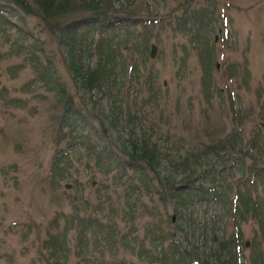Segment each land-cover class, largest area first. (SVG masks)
Here are the masks:
<instances>
[{"label": "rangeland", "instance_id": "rangeland-1", "mask_svg": "<svg viewBox=\"0 0 264 264\" xmlns=\"http://www.w3.org/2000/svg\"><path fill=\"white\" fill-rule=\"evenodd\" d=\"M102 1L103 15L76 12L61 23L74 29L77 47L106 41L116 54L118 85L129 86L136 106L147 102L138 119L160 147V159L147 173L150 187H144L143 173L128 169L122 175L117 160L95 165L87 156L92 145L124 144L137 120L128 122L98 89L71 75L66 35L0 5L8 25L0 20V264H145L138 249L151 250L154 235L179 252L201 248L206 259L198 264H221L228 255L217 241L237 231L241 264H264V0ZM46 56L51 77L81 116L75 124L67 118L60 129L57 85L35 81L34 59L43 63ZM82 60L96 62L94 53ZM125 91L110 99L131 102ZM228 134L235 136V150L215 170L223 168L218 174L231 187L221 189L231 199L232 186L244 180L240 190L262 203L263 214L256 211L262 223L251 211L236 224L228 202L210 192L201 198L194 193L180 207L155 188V176L177 184L181 173L170 160ZM211 186L202 182L204 189ZM129 207L131 217L123 215ZM71 215L114 223L121 231L132 220L143 242L126 239L108 247L88 233L84 248L76 221L62 233ZM59 232L61 246L53 248L49 234Z\"/></svg>", "mask_w": 264, "mask_h": 264}, {"label": "trees", "instance_id": "trees-1", "mask_svg": "<svg viewBox=\"0 0 264 264\" xmlns=\"http://www.w3.org/2000/svg\"><path fill=\"white\" fill-rule=\"evenodd\" d=\"M3 4L16 8L22 16H33L43 26L44 30L49 33L57 32L58 34L66 35V51L68 55L67 66L71 75H73L75 79L80 80L86 88L98 89L108 101L112 102L110 109L114 107L115 112L117 111V113L123 115L128 122H135L134 120H137L138 123L135 122L133 124V132L128 134V139L124 144H121L119 147L113 144L107 147L92 145L86 149L88 150L87 156L88 161L89 158L92 159L95 165H99L100 163L108 165L111 161L114 163H116L115 160L119 161L120 164L118 165H121L122 175L123 172L128 169L133 172L143 173L141 181L144 183V187L149 189L151 182L150 179H148L150 177L147 173L154 170V166L158 163L160 159V147L156 144V139L152 138L150 134L151 129L141 125L138 119L144 113L142 105L147 102L145 101L143 104L140 103V105L136 106L134 101L135 96H130L129 86L125 87L123 85L121 88L118 85L116 82L118 76L114 74L116 64H113L114 61L116 63V54L114 49L110 47L106 41L100 39L93 47L81 45L79 42L77 47L74 29L71 28V25H68L69 23H61L64 18H67L66 14H73L76 12H89L96 15H103L102 11L106 3L102 0H0V5ZM0 20L4 21L3 28H6L8 26L7 20L4 18H0ZM68 33L70 36L67 35ZM92 53H94L96 62L93 66H88L82 62V57L84 54L91 55ZM28 55L30 59V55L34 54L28 52ZM201 58L203 60L209 58L208 50L201 54ZM44 59L43 63H39L37 58L34 59L33 63L37 71L35 81L42 80L45 81L44 85L51 84L52 87H55L54 84H56L57 81L51 77V72H49V58L46 56ZM57 88L58 85L55 91L59 94V96L56 97V103L60 107V114L56 122L60 121L57 125V128L60 129V125L62 124L63 126L67 118L72 116L75 124V122L78 121V116L79 118H81V116L74 110L72 100L65 95L63 87ZM123 88L126 90L124 96H129L131 102L127 103L128 99L124 102H121L120 99H110L111 95L116 97L122 96L121 89ZM58 97L59 102H57ZM73 130L74 128H72L70 132L73 133ZM71 138L74 140L76 137L71 136ZM78 138L80 139V136ZM234 146L235 136L228 134L216 140L210 139L208 142L202 143L199 148L194 147V149L187 151L182 157L170 160V164L173 165V168L180 170L181 173L177 184L171 183L168 185V178L166 176H155L154 179L157 185L155 188L159 189L161 194L172 197L180 207H184L185 204L193 199L192 194L196 193V196L201 198L205 193L210 192L211 197L222 201L224 205L228 202L229 205L227 209L230 210L229 214H231L236 224L238 220L244 218V214L246 216V214L251 211L254 212L252 215L256 216V219H259V222L262 223L259 216L256 215V211L263 214L261 211L262 207L258 208L262 203L260 200H253L248 189L246 191L240 190V185L245 184L244 180L232 186L233 197L231 199H229L226 194V190L221 189L223 185L230 190L231 182L226 180L227 176L218 174L223 171V168H220L218 172L215 170V166H224L226 162L230 161L229 156L233 154V150H235ZM59 156H57V158H59ZM230 165L227 169L230 168ZM218 179L221 180L218 181ZM205 180H208L213 186H217L219 189L213 188V186L204 189L202 187V182ZM129 187L131 188L132 184H130ZM82 201H85V199H82ZM131 207H129L128 212L123 215L129 213L131 217L133 214ZM74 221L77 222V225H81L82 227L79 229L77 237L84 248H86V243L84 241L88 233L95 239L99 237V239H97L99 244L100 241L103 240L107 243L108 247H114L116 241H123L126 239L128 242L133 240L137 241V238H139V236L135 234L136 230L133 228L132 220L127 224L126 231H121L115 228L114 223L105 224L91 216L83 220L78 215H71L69 220H66L62 233L67 231V228H69ZM60 233L61 232L49 234L48 242L53 241V248L61 246L62 239L59 238L61 236ZM229 237L230 239L228 240H225V238L217 241L216 247L220 244L219 246L221 248L217 249L219 251H224L228 255V258L220 260V263L241 264L238 258L239 249L236 244L238 231ZM139 241L141 246L143 238L140 237L136 243L138 244ZM163 241L164 238H162V236L154 235L152 236L154 245L151 250L145 249L143 246L140 247L139 250L137 246L140 259L143 260L145 264H198V262L202 260V257L206 259V252L201 251V248L194 247L190 252H188V250H186L187 252L185 250L179 252L172 241H169V245L166 247H163ZM156 247H158V250Z\"/></svg>", "mask_w": 264, "mask_h": 264}, {"label": "water", "instance_id": "water-1", "mask_svg": "<svg viewBox=\"0 0 264 264\" xmlns=\"http://www.w3.org/2000/svg\"><path fill=\"white\" fill-rule=\"evenodd\" d=\"M154 52H155V46L153 44H150L149 57H152L154 55ZM65 187H68V185L66 184ZM209 264H216V263L211 262Z\"/></svg>", "mask_w": 264, "mask_h": 264}]
</instances>
